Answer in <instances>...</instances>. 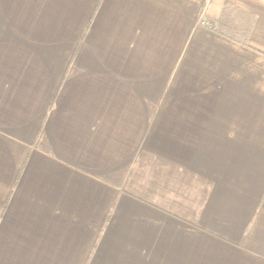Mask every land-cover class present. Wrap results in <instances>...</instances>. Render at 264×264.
<instances>
[{"label": "crops", "instance_id": "0c3cea01", "mask_svg": "<svg viewBox=\"0 0 264 264\" xmlns=\"http://www.w3.org/2000/svg\"><path fill=\"white\" fill-rule=\"evenodd\" d=\"M0 264H264V0H0Z\"/></svg>", "mask_w": 264, "mask_h": 264}, {"label": "rangeland", "instance_id": "374dc122", "mask_svg": "<svg viewBox=\"0 0 264 264\" xmlns=\"http://www.w3.org/2000/svg\"><path fill=\"white\" fill-rule=\"evenodd\" d=\"M227 26H230V25H229V24H227V25L225 26L226 28H225V27H223V29H225V30H226V29H228V30H231V29H230V27H227Z\"/></svg>", "mask_w": 264, "mask_h": 264}]
</instances>
